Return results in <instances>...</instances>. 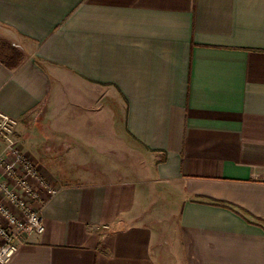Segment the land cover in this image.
<instances>
[{
  "label": "crops",
  "instance_id": "0c3cea01",
  "mask_svg": "<svg viewBox=\"0 0 264 264\" xmlns=\"http://www.w3.org/2000/svg\"><path fill=\"white\" fill-rule=\"evenodd\" d=\"M0 111L7 264H264V0H0Z\"/></svg>",
  "mask_w": 264,
  "mask_h": 264
},
{
  "label": "built area",
  "instance_id": "2783aa9c",
  "mask_svg": "<svg viewBox=\"0 0 264 264\" xmlns=\"http://www.w3.org/2000/svg\"><path fill=\"white\" fill-rule=\"evenodd\" d=\"M16 120L8 113L0 111V134L6 138L13 148L7 156L0 152V165L3 167V174L6 179H1L0 189L6 192L8 200L18 206L21 215L13 212L7 202L0 198V264H7L19 249L18 236L23 233H43L45 224L43 216L38 209H35L29 200H38L40 191L32 185L29 179L38 178L36 170L31 162L25 161L18 148L15 147L12 134ZM16 163L22 164L27 176L19 175ZM14 180L15 185L10 187L9 180ZM41 180V187L48 194L54 195L58 189L50 182ZM25 192V194L23 193Z\"/></svg>",
  "mask_w": 264,
  "mask_h": 264
},
{
  "label": "rangeland",
  "instance_id": "374dc122",
  "mask_svg": "<svg viewBox=\"0 0 264 264\" xmlns=\"http://www.w3.org/2000/svg\"><path fill=\"white\" fill-rule=\"evenodd\" d=\"M14 131H15V128H14ZM14 131H13V134H14ZM12 134V135H13ZM1 135V134H0ZM20 167L22 168V170L21 171H19V175H21V176H27L28 174L27 173H25V170H24V167L22 166V164H20ZM34 168H35V166H33ZM19 170V169H18ZM36 170V169H35ZM36 176L39 178L40 176H39V174H38V170H36ZM29 177V179H30V181H31V175H29L28 176ZM32 185H34L35 186V184L34 183H32Z\"/></svg>",
  "mask_w": 264,
  "mask_h": 264
}]
</instances>
